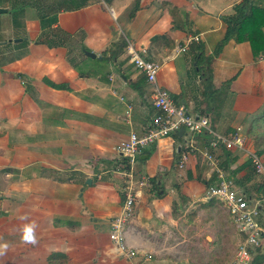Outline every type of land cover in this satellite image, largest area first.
Wrapping results in <instances>:
<instances>
[{
    "label": "crops",
    "instance_id": "obj_1",
    "mask_svg": "<svg viewBox=\"0 0 264 264\" xmlns=\"http://www.w3.org/2000/svg\"><path fill=\"white\" fill-rule=\"evenodd\" d=\"M241 1L92 3L58 13L56 25L69 35L65 47L49 48L35 41L38 19V31L26 27L29 35L21 37L26 44L18 45L21 40L14 44V50L25 52L0 62V264L172 262L165 255L172 247L168 232L190 207L189 213L196 206L207 212L214 209L202 199L214 175L208 180V165L198 151L183 168L177 167V153L188 137L183 131L141 149L136 169L149 180L136 198L126 242L151 257L130 259L118 252L109 238L111 220L124 198L121 177L111 174L120 162L117 147L130 133H144L156 110L144 76L128 62L123 48H112L118 41L122 46L125 38L146 48V58L160 64L158 83L177 104L207 116L220 134L236 127L246 134L264 110V55L254 60L248 41L227 40L207 65L213 86L221 88L210 99L194 62L199 44L209 55L224 38L225 20ZM251 1L264 7V0ZM193 36L199 41L176 54L175 47ZM75 39L78 47L73 54L69 41ZM87 50L96 57L86 56ZM102 57L109 62L106 74L95 69ZM192 64L200 86L193 81L184 87L183 68ZM43 78L69 89H54ZM225 82L228 87L222 91ZM205 138H198L200 149ZM230 154L235 158L231 168L247 162L240 151ZM249 170L242 168L237 177ZM256 181L236 187L252 197L264 195ZM28 228L34 241L26 239ZM262 246L264 254V241Z\"/></svg>",
    "mask_w": 264,
    "mask_h": 264
},
{
    "label": "built area",
    "instance_id": "obj_2",
    "mask_svg": "<svg viewBox=\"0 0 264 264\" xmlns=\"http://www.w3.org/2000/svg\"><path fill=\"white\" fill-rule=\"evenodd\" d=\"M192 41H199V37H190L183 45H177L175 53L185 52ZM124 42L128 62L144 76L145 82L150 87L151 105L156 112L144 133H130L117 147L120 162L111 170V174H118L121 177L124 198L120 211L111 220L110 241L126 258L149 259L151 257L150 254H144L143 250L128 246L126 242V225L134 213L136 198L140 189L146 186L149 180L147 176L138 175L136 166L139 153L145 146L162 137L178 135L183 129V133H186L188 137L178 152L177 167L183 168L195 151L203 156L210 171L208 180L212 179L213 175L214 180L206 183L202 199L205 201L216 199L225 207L239 236L234 262L248 264L252 258V252L262 247L264 195L252 197L239 190L219 167L218 155L222 148L228 152L237 150L244 153L259 182L263 184L264 158L251 147L241 127H236L231 133L220 134L212 128L207 116L192 114L185 104H177L172 93L157 81L160 64L146 58V48L135 46L127 38ZM203 134L208 138L204 147L200 149L198 138Z\"/></svg>",
    "mask_w": 264,
    "mask_h": 264
},
{
    "label": "trees",
    "instance_id": "obj_3",
    "mask_svg": "<svg viewBox=\"0 0 264 264\" xmlns=\"http://www.w3.org/2000/svg\"><path fill=\"white\" fill-rule=\"evenodd\" d=\"M100 1L101 0H20V3H18L17 6H14L10 9H12L11 14L13 15L12 17L16 22V16L19 14H23L24 8L26 6L34 8L36 10L40 28V32L35 41L37 43L44 44L49 48L59 46L65 47L67 40L69 39V35L67 32L63 31L56 25L58 13L62 11L78 10L89 4ZM103 1H105L106 3L109 2V0ZM136 9L137 6H135L133 10L135 11ZM234 11L235 13L227 18V20H225L226 30L224 33V38L214 48L211 54L205 55L203 47L200 44L197 46V49L199 51L196 53L194 62L195 66L201 72V79L204 83V92L206 93L207 99H210L209 97L216 92V88L212 84V76L207 70V65L213 59V57L219 53L220 49L227 40L235 39L236 41H248L254 60H258L260 56L264 55V7H260L254 4L251 0H242L234 6ZM25 44L26 40L24 38L20 42H18V45L21 46H24ZM121 48H123V50L125 51V43H122L121 46L120 42L118 41L117 43H115L112 49H116L117 51ZM83 50H86L85 46H81V51ZM79 72L81 73V71ZM19 75L20 74H17V77H20ZM43 81L48 86L54 89H69V87L65 83H54L47 78H43ZM255 121L256 124L250 126L247 129L246 136L251 140L249 142H252V144H254L255 148H253L256 150V152L262 156L264 155V110L262 111L261 115L256 118ZM203 137L207 136L203 134ZM206 139L207 138H205V141ZM220 153L219 167L226 173L227 178L231 180L235 186L237 185L240 188H244L246 182L255 179L257 180L256 182H259L258 176L253 171L248 159L247 162L235 168H231V165L234 163L235 158L232 157L230 152L226 151L223 148L220 150ZM245 167L250 168V170L240 178L237 177V173H239V171ZM259 184V187L264 188V184L260 182ZM245 193L247 195L249 194L247 192ZM217 203H219L217 200L212 199L208 201L207 205L216 206ZM260 249L261 248H256L255 251L252 252V258L248 264L264 263V254Z\"/></svg>",
    "mask_w": 264,
    "mask_h": 264
},
{
    "label": "rangeland",
    "instance_id": "obj_4",
    "mask_svg": "<svg viewBox=\"0 0 264 264\" xmlns=\"http://www.w3.org/2000/svg\"><path fill=\"white\" fill-rule=\"evenodd\" d=\"M102 2L101 0L100 3ZM18 3H20V0H0L1 7L7 9V12L0 13V62L2 63L13 59L14 54L17 52H25L24 48L21 51L14 50V44H16L14 39L24 36L28 37L29 34L26 27H29L30 31H38L36 10L30 6H26L24 13L17 15V20L16 22L14 21L11 14L12 9L10 8L17 6ZM120 28H122L121 25ZM123 30L125 31L126 29L124 28ZM119 32L122 33L123 31L119 30ZM2 41L10 44L7 47V45H4L6 43H1ZM70 41L69 45H71L73 50L72 53L76 54L78 40L75 39L71 43ZM98 60L100 61L95 69L106 74L109 71L107 68L109 62L104 57ZM183 69L182 81L184 87L189 86L193 81L199 87V79L198 77L196 79L193 64L190 69ZM226 87H228V82L224 83L222 91ZM219 93H221V88L216 89L212 98ZM251 147H254V144ZM262 156L264 158V155ZM190 209L191 207L185 212L184 216L183 212L180 213L178 226L173 229L170 228L171 230L168 232L170 239L168 243L172 247L170 249L171 253L165 255L170 257L172 262L166 264H235L234 253L239 242V236L235 231L233 220L229 218L225 207L221 203H217L214 209L208 212L199 206L193 209L195 210L194 213H189L191 212ZM261 241H264V236H262Z\"/></svg>",
    "mask_w": 264,
    "mask_h": 264
},
{
    "label": "water",
    "instance_id": "obj_5",
    "mask_svg": "<svg viewBox=\"0 0 264 264\" xmlns=\"http://www.w3.org/2000/svg\"><path fill=\"white\" fill-rule=\"evenodd\" d=\"M5 12H7V9L0 7V13H5ZM14 40L15 41H20L21 38H15ZM84 53H85L86 56H89V57H92V58L96 57V54L91 52V51L87 50ZM182 131H183V129L180 130V132H182ZM87 183H90V179L87 180Z\"/></svg>",
    "mask_w": 264,
    "mask_h": 264
},
{
    "label": "clouds",
    "instance_id": "obj_6",
    "mask_svg": "<svg viewBox=\"0 0 264 264\" xmlns=\"http://www.w3.org/2000/svg\"><path fill=\"white\" fill-rule=\"evenodd\" d=\"M26 239L29 241H34L31 228L26 229Z\"/></svg>",
    "mask_w": 264,
    "mask_h": 264
}]
</instances>
